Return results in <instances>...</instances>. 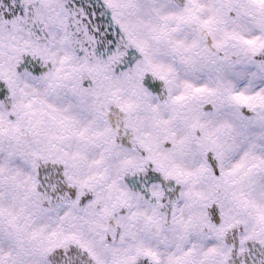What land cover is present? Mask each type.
<instances>
[{
	"label": "snow or ice",
	"instance_id": "6c2138e0",
	"mask_svg": "<svg viewBox=\"0 0 264 264\" xmlns=\"http://www.w3.org/2000/svg\"><path fill=\"white\" fill-rule=\"evenodd\" d=\"M0 264H264V0H0Z\"/></svg>",
	"mask_w": 264,
	"mask_h": 264
}]
</instances>
